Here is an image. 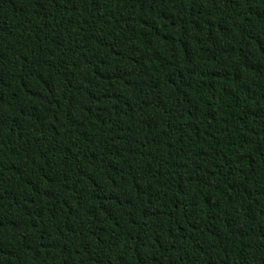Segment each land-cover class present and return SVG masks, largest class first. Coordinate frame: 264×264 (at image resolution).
<instances>
[{
  "label": "trees",
  "instance_id": "trees-1",
  "mask_svg": "<svg viewBox=\"0 0 264 264\" xmlns=\"http://www.w3.org/2000/svg\"><path fill=\"white\" fill-rule=\"evenodd\" d=\"M0 264H264V0H0Z\"/></svg>",
  "mask_w": 264,
  "mask_h": 264
}]
</instances>
